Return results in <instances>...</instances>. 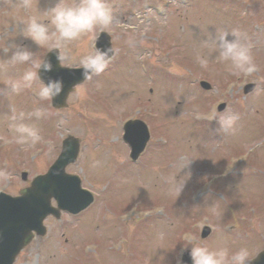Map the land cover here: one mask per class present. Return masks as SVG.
<instances>
[{"label": "rangeland", "instance_id": "rangeland-1", "mask_svg": "<svg viewBox=\"0 0 264 264\" xmlns=\"http://www.w3.org/2000/svg\"><path fill=\"white\" fill-rule=\"evenodd\" d=\"M197 1H108L112 23L96 29L113 34L122 61L109 62L95 81L78 87L65 111L54 112L50 101L41 105L34 90L5 93L0 99V136L8 146L0 149V166L4 165L0 181L8 175L1 172L9 173L13 166L18 174L10 179L9 191L17 193L26 186L21 172H30V181L47 170L60 152L61 141L72 135L88 147L70 170L98 195L84 216H93L96 224L63 226L64 221L48 220L47 236L36 239L22 253L20 263L57 264L58 260L62 264L59 257L64 255L63 264H176L188 237L209 248L247 246L249 260L264 250V0H208L223 8ZM55 2L32 0V8L25 10L19 0H0V65L13 40L28 43L43 58L50 48L37 50L18 33L29 16L46 20ZM220 30L243 35L258 71L236 75L229 62L216 59V50L204 42ZM93 32L71 42L66 51L60 49L68 57L62 65L79 66V57L91 51ZM197 56L208 59L207 67L197 62ZM22 70L23 66L0 67V89ZM201 81L212 89L203 91ZM251 82L257 89L245 96L243 87ZM222 103L226 109L220 113L217 108ZM37 107L46 112L40 119L31 115ZM222 113L238 114L234 132L220 129L217 119ZM133 118L144 121L151 135L136 164L121 139L123 125ZM21 122L48 137L46 152L32 163L18 164L30 149L16 142L13 125ZM224 173L227 176L222 178ZM241 220L247 224L237 225ZM205 226L211 235L202 240ZM76 228L78 240L98 243L93 244L94 256L85 260L79 250L73 262L67 256L77 252ZM102 236L107 237L99 239ZM40 251L44 254L37 256Z\"/></svg>", "mask_w": 264, "mask_h": 264}, {"label": "clouds", "instance_id": "clouds-1", "mask_svg": "<svg viewBox=\"0 0 264 264\" xmlns=\"http://www.w3.org/2000/svg\"><path fill=\"white\" fill-rule=\"evenodd\" d=\"M32 6V0H19V7L25 10L31 9ZM45 15L46 20L29 16L27 20L22 21L20 28L19 39L30 42L37 50L47 47L66 51L71 42L92 33L98 27L107 28L113 20L107 0H74L73 3L56 0ZM204 46H211L216 50L217 60L229 62L233 74L249 75L258 71L251 47L238 30L232 32L220 30L214 36L210 35ZM5 51L9 55L0 67L6 70L9 66L13 68L23 66V70L15 77L6 79L0 92L18 94L25 89L34 90L41 101H50L62 94L63 80L48 75L54 71L53 63L46 58H40L37 51L29 47L28 43L10 41ZM113 55L114 51L110 48H95L81 55L78 63L83 80L92 81L94 77L104 73ZM56 59L58 63H63L68 57L58 55ZM197 62L202 67H207L209 61L206 57L197 56ZM31 115L40 119L46 112L37 107ZM23 116L24 114L20 113L21 120ZM15 119L13 116V120ZM238 119V114L222 113L217 122L221 130L234 132ZM13 128L16 142L19 144H36L42 139L39 128L34 125L21 122L14 124ZM182 188L179 189L180 192ZM185 252L188 253L192 264H248L251 255V250L247 246L235 250L222 246L209 248L195 242V237H188L187 242L181 244L176 264H184Z\"/></svg>", "mask_w": 264, "mask_h": 264}, {"label": "water", "instance_id": "water-1", "mask_svg": "<svg viewBox=\"0 0 264 264\" xmlns=\"http://www.w3.org/2000/svg\"><path fill=\"white\" fill-rule=\"evenodd\" d=\"M52 63L56 74L64 75L65 78L70 79L68 86L83 81L81 73L58 69L56 58L52 59ZM204 87L208 88L207 86ZM68 88L65 94L68 92ZM64 98L62 99L64 100ZM148 139L149 135L144 125L139 122L127 125L125 141L132 147L134 158H137L143 151ZM75 157L76 149L71 152H64L46 176L37 178L33 182L32 189L22 193V198L11 202L1 200L0 239L4 237L3 247L7 252L5 256L1 252L0 264H11L16 253L31 241L33 231L44 235L45 230L42 228V221L52 212L50 209L51 198L57 200L60 209L71 212H78L92 201L90 197L80 192L79 182L76 179L66 177L63 174L65 166L74 161ZM186 264H190L188 258ZM252 264H264V253Z\"/></svg>", "mask_w": 264, "mask_h": 264}]
</instances>
